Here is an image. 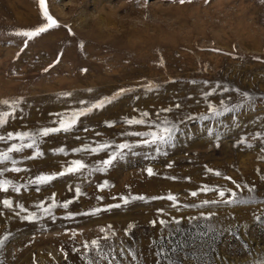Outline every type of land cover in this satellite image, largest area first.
Masks as SVG:
<instances>
[{
	"label": "rangeland",
	"instance_id": "obj_1",
	"mask_svg": "<svg viewBox=\"0 0 264 264\" xmlns=\"http://www.w3.org/2000/svg\"><path fill=\"white\" fill-rule=\"evenodd\" d=\"M46 5L58 26L29 40L16 33L47 24L39 0H0V100L23 101L0 132L55 126V113L129 91L82 117L72 133L45 137L43 157L20 165L29 171L0 177L27 185L20 193L0 192V201H12L11 208L0 202V264H158L161 249L177 264H264V0ZM149 84L156 87L148 91ZM244 93L251 101L211 118L209 105L234 107ZM142 112L152 127L125 123ZM164 120L181 129L171 146L161 153L135 146L141 137L132 133L160 131L156 126ZM104 143L110 147L94 155L54 153L61 146L71 153ZM121 144L134 147L105 171L59 177L39 191L28 184L73 159L99 165L120 153ZM204 186L214 190L202 191ZM231 192L237 202L224 203ZM169 194L177 198L175 206L151 199ZM53 195L58 205L73 202L48 214L36 207H50ZM30 214L36 219H24Z\"/></svg>",
	"mask_w": 264,
	"mask_h": 264
},
{
	"label": "snow or ice",
	"instance_id": "obj_2",
	"mask_svg": "<svg viewBox=\"0 0 264 264\" xmlns=\"http://www.w3.org/2000/svg\"><path fill=\"white\" fill-rule=\"evenodd\" d=\"M181 3H184L185 0H180ZM40 7L43 12L44 19L47 21V24L44 26H41L33 31H24V32H18L16 35L27 37L29 40L33 37L39 35L40 33H43L47 31L49 28H52L54 26H58L57 21L49 15L48 8L46 5V0H39ZM156 85L149 84L146 86L148 91H151ZM129 91L127 89H120L118 92L114 93L112 97H105L100 99L97 102L88 104L87 107H81L79 109H72L70 111H66L63 113H55L54 115L57 117V119L53 120L51 123L55 126H49V127H42L35 130H29V131H17V132H0V143L6 145L5 148L0 149V177H6V174L9 172L12 173H19L21 171H29L27 168L20 167L21 164L25 163L27 160H35L37 158L43 157L44 153L40 148L41 143L44 141L45 137H48L50 135H56V134H70L72 133L77 123L80 121L82 117L90 115L94 110L102 109L107 104L112 103L114 100L118 99L120 96L126 94V92ZM227 91V89H225ZM66 96H70L71 94H65ZM243 96V102L238 103L234 107H229L227 105H223L221 108H214L212 105H209V109L211 110V118L214 117H220L224 115L225 113H231L236 111L237 108H240L243 106V103H247L251 101L252 97L248 96V94L244 93L241 94ZM23 103L22 100H0V129H4L6 125L11 121L16 119V112L20 109V105ZM81 105L87 104L86 101H80ZM223 104V102H222ZM179 107V105H177ZM162 111H170V109H164ZM148 117L147 112L141 113L140 119H126L125 123L128 124H148L149 127H152L153 124L150 123L146 118ZM188 119H194L193 117H188ZM202 120H208L210 119L209 116H203L200 117ZM183 123V121H181ZM161 126H156L160 128V131H151L147 133H132V135H138L141 137V143L139 145H135L137 147L143 146V147H150L153 148L155 152L161 153L163 152L164 148L166 146H171L173 141L175 140L176 134L181 131L179 126L175 123H171L170 121L164 120L162 122ZM106 126L112 127L113 125L111 123H107ZM98 135V133H97ZM208 135L210 137L215 136L217 139H219V133L213 132V130H208ZM145 137H150L145 138ZM79 137H77L78 139ZM241 143H244L242 140ZM110 147L109 144H99L93 147L90 144H84L82 147L74 148L71 150V153L66 150L65 147L61 146L54 150V153L57 155H70V154H85V155H94L99 153L102 150L107 149ZM120 149V153H113L109 154L108 158L101 161L99 165L93 166L92 164H88L85 162L83 158L81 159H73L70 161H67L64 165H62L61 171L51 174H38L35 177H32L29 179L28 184L36 185V190L39 191V186L50 184L52 181L58 179L59 177H63L66 175H79L81 177L84 176L85 171H87L88 174H91L92 172H102L107 170L108 167L112 166L115 161H117L118 157L122 158V153L125 149L131 151V149L134 147L130 144H121L117 146ZM248 147H251V145H248ZM31 150V155L25 156L23 155L26 150ZM10 165V166H9ZM171 167V165H169ZM209 171H212L209 169ZM148 175H153V171L151 168L147 169ZM215 175L219 176L220 173L216 172ZM27 185H18L14 183L12 180L7 178H0V192L8 193L10 190L11 192L20 193L22 188H26ZM240 186L237 185V188ZM71 190V187H70ZM202 191H213L214 189H209L207 186H204ZM252 189H249L251 191ZM76 195H82L80 188L77 186L76 189ZM197 192H192L190 195L196 196ZM219 195L223 198L225 196L224 191H220ZM232 199L225 200L224 203H235L237 202L235 197L236 193L231 192ZM52 200V204L50 207L46 208L42 204H37V208H42L43 211L48 214L51 210V208L60 206L63 208H67L70 203L73 201L69 200L62 204H59L55 201V195L50 198ZM121 199L124 201L125 204L129 203V200L127 198L121 197ZM132 200H145L146 197L144 196H133L131 197ZM151 199H168L173 202V205L175 206L176 197L174 195L169 194L167 197H152ZM3 206L6 208L12 207V201L10 199H3L2 201ZM215 203V201H213ZM205 204H207V201H205ZM21 211H26L24 209L23 205L18 206ZM114 207H119V205H115ZM96 211H99L97 209ZM162 211V210H161ZM205 219H209V217H204ZM24 219L26 220H35L36 216L34 214H30L28 216H25ZM195 219V218H192ZM153 225H155V221L152 222ZM162 225H167L168 222L166 221H160ZM174 223L177 225L181 224V220L175 219ZM211 231V229H209ZM103 231V229L101 230ZM175 231L179 232L180 229L177 228ZM171 243V241H170ZM92 246L97 249L99 252V244L98 241H92ZM85 247L87 248L88 245L86 244ZM170 253H176L177 248H171L169 249ZM158 257V264L160 262H164V264H177V262L173 259L171 254L166 253L163 249L158 251L156 253Z\"/></svg>",
	"mask_w": 264,
	"mask_h": 264
}]
</instances>
